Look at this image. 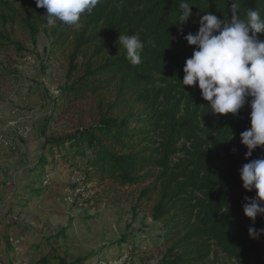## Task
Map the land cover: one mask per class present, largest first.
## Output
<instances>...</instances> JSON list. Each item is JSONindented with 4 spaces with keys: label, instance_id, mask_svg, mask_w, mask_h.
I'll return each instance as SVG.
<instances>
[{
    "label": "trees",
    "instance_id": "16d2710c",
    "mask_svg": "<svg viewBox=\"0 0 264 264\" xmlns=\"http://www.w3.org/2000/svg\"><path fill=\"white\" fill-rule=\"evenodd\" d=\"M186 2L192 15L181 33L173 25L181 0H102L76 26L49 24L35 0H0V78L17 77L25 43L35 46L47 34L67 76L47 124L71 127L48 144L85 159L99 184L140 192L162 230L160 264H213L219 255L231 264H264V234L253 238L248 231L264 228V216L253 222L244 215L246 198L256 192L242 187L239 172L264 158L261 147L245 159L240 141L250 105L235 116L213 115L198 86L181 83L194 50L184 36L198 31L204 12L230 18L231 0ZM237 2L242 17L249 8L264 17V0ZM121 34L144 42L140 64L126 58ZM213 150L226 168L216 165Z\"/></svg>",
    "mask_w": 264,
    "mask_h": 264
},
{
    "label": "rangeland",
    "instance_id": "374dc122",
    "mask_svg": "<svg viewBox=\"0 0 264 264\" xmlns=\"http://www.w3.org/2000/svg\"><path fill=\"white\" fill-rule=\"evenodd\" d=\"M25 47L17 77L0 78V260L60 264L57 254L77 264H160L162 230L140 192L99 184L85 159L48 144L71 129L47 124L67 76L47 34ZM213 264L231 263L219 255Z\"/></svg>",
    "mask_w": 264,
    "mask_h": 264
},
{
    "label": "clouds",
    "instance_id": "9594fccd",
    "mask_svg": "<svg viewBox=\"0 0 264 264\" xmlns=\"http://www.w3.org/2000/svg\"><path fill=\"white\" fill-rule=\"evenodd\" d=\"M102 0H35L37 8L46 10L44 17L49 24L59 20L76 26L83 14H91ZM180 14L175 23L183 33L192 10L186 0L179 4ZM231 17L222 20L210 12L199 18L198 31L184 36L193 53L183 67V86H198L202 98L208 102L213 115H238L246 103L250 105V127L240 134L246 147L245 159L257 148L264 147V17L259 11L249 8L243 17L237 0H231ZM118 45L126 51L132 65L141 63L145 47L138 34L118 37ZM249 98H251L249 100ZM240 172L242 187L256 195L243 205L246 217L255 222L258 215L264 216V158L252 159ZM253 238L264 234V228H249Z\"/></svg>",
    "mask_w": 264,
    "mask_h": 264
}]
</instances>
